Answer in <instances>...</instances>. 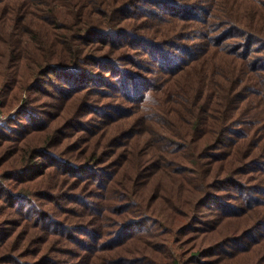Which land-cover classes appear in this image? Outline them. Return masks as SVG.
<instances>
[{"label": "trees", "instance_id": "16d2710c", "mask_svg": "<svg viewBox=\"0 0 264 264\" xmlns=\"http://www.w3.org/2000/svg\"><path fill=\"white\" fill-rule=\"evenodd\" d=\"M0 264H264V0H0Z\"/></svg>", "mask_w": 264, "mask_h": 264}]
</instances>
